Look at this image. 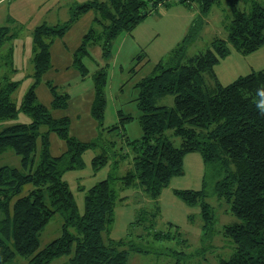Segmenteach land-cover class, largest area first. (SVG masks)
<instances>
[{
  "label": "trees",
  "instance_id": "16d2710c",
  "mask_svg": "<svg viewBox=\"0 0 264 264\" xmlns=\"http://www.w3.org/2000/svg\"><path fill=\"white\" fill-rule=\"evenodd\" d=\"M169 1L172 0H92L72 7L70 19L63 25L41 24L33 31L31 60L35 83L19 105L11 101V93L19 83L9 82L6 77L0 85V121L15 119L19 112L31 120L0 130V154L10 150L20 163L18 168L0 166V264L16 256L26 257V264H48L60 257L66 258L61 264H127L128 250L119 249L123 246L138 254H148L140 244L103 239L114 220L115 184L120 183L122 188L137 185L156 197L170 178L181 176L184 155L192 152L201 155L207 169L218 175L214 194L229 203V211L237 220L221 229L232 250L218 264H264V70L238 76L223 86L216 80L212 87L205 84L206 75L214 76V66L229 55L230 48L244 55L264 45V4L244 0L251 3L247 11H242L237 5L242 0H224L231 15L225 25L226 38H214L204 51L185 58L188 41L201 26L202 16L220 0H173L188 7L196 5L197 18L187 39L165 63L155 64L151 74L137 85L142 138L128 141L123 134L125 145L133 151L131 167L124 176H108L86 190L80 214L68 184L62 179L67 171L83 167L82 155L89 148H104L91 159L95 169L104 165L108 148L102 139L79 142L69 134L67 116L55 118L37 102L34 87L50 65L46 39L60 37L83 13L97 11V26L84 34L75 54L76 67L84 72L81 59L86 54L87 42L102 40L107 49L118 34L130 31ZM12 38L8 27H0V47ZM93 80L91 114L99 123L105 107V79L98 73ZM167 95L173 98L172 107L155 105V98ZM66 98L55 95L52 109H65ZM43 127L45 130L41 131ZM114 129L118 126L107 131ZM51 133L66 148L55 157L49 150ZM173 138L179 140L178 147ZM27 185L31 189L23 192ZM175 194L188 205L200 203L207 236L213 230L214 213L203 200L206 193L182 190ZM55 215L63 220L61 233L40 248V233ZM153 236L168 238L163 233Z\"/></svg>",
  "mask_w": 264,
  "mask_h": 264
},
{
  "label": "rangeland",
  "instance_id": "374dc122",
  "mask_svg": "<svg viewBox=\"0 0 264 264\" xmlns=\"http://www.w3.org/2000/svg\"><path fill=\"white\" fill-rule=\"evenodd\" d=\"M88 1L92 0H0V27H8L9 34L13 36L0 47V85L6 77L9 82L19 83L11 93V101L15 105H19L35 83L30 60L33 31L41 24L48 27L63 25L70 19L72 7ZM254 1L264 4V0ZM250 3L239 1L238 9L247 11ZM197 14L196 5L188 7L172 0L155 8L130 31L118 34L107 49L102 40L87 42L86 54L81 59L84 72L77 69L75 54L84 41V34L97 26L94 22L97 11L83 13L60 37L50 36L46 39L50 65L34 87L37 102L44 105L55 118L67 116L69 134L79 142L102 139L108 148L107 162L101 167L95 169L91 159L100 155L104 148H89L82 155L83 167L67 171L62 176L74 196L79 214L83 212L86 190L108 176H124L131 167L133 151L125 145L123 134L128 141L142 138L136 101L139 93L137 85L151 74L155 64L165 63L170 54L187 39ZM230 16L224 0H220L208 14L202 16V24L193 35L195 38L191 37L188 41L185 58L204 51L214 38L225 39V25L231 20ZM229 51V55L214 66V76L206 75V86L212 87L214 80L223 86L238 76L264 70V45L244 55L232 48ZM98 73H102L105 79L102 88L105 107L99 123L91 114L95 94L93 79ZM55 95L67 96L65 109H52ZM155 100V105L165 108L173 106L170 95ZM30 121V117L19 112L15 119L0 121V130L10 124ZM112 126H118V129L107 131ZM49 139V150L53 157L66 151L65 143L55 134L51 133ZM172 140L178 147L179 140ZM115 161L118 163L114 168ZM19 165V158L10 150L0 154V166L18 168ZM182 167L181 176L170 178L168 185L160 189L156 197L143 192L137 185L122 188L120 183L115 184L117 200L113 210L114 220L111 228L103 234V239L140 244L149 252L138 254L128 249V246L119 247L128 250L127 264H218L220 258L230 255L231 245L222 236L221 229L237 220L229 211V203L214 194L213 186L218 175L207 169L197 152L185 154ZM29 189L31 186L27 185L23 192ZM182 190H203L206 193L203 200L214 213L213 230L207 236L203 231L200 203L191 206L181 200L175 193ZM62 222L59 215L52 217L40 233V248L59 237ZM155 233H163L168 238H155ZM65 261V257H60L48 264ZM26 263V257L16 256L4 264Z\"/></svg>",
  "mask_w": 264,
  "mask_h": 264
},
{
  "label": "crops",
  "instance_id": "0c3cea01",
  "mask_svg": "<svg viewBox=\"0 0 264 264\" xmlns=\"http://www.w3.org/2000/svg\"><path fill=\"white\" fill-rule=\"evenodd\" d=\"M190 17V16H189ZM190 19V18H189ZM31 58H32V55H31ZM31 58H30V60H31ZM32 61V60H31Z\"/></svg>",
  "mask_w": 264,
  "mask_h": 264
}]
</instances>
